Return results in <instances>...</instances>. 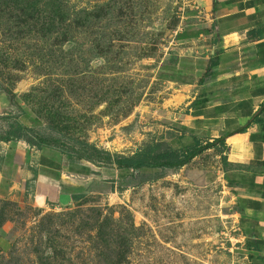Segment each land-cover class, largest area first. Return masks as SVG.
Listing matches in <instances>:
<instances>
[{
    "label": "rangeland",
    "instance_id": "rangeland-1",
    "mask_svg": "<svg viewBox=\"0 0 264 264\" xmlns=\"http://www.w3.org/2000/svg\"><path fill=\"white\" fill-rule=\"evenodd\" d=\"M193 1L205 7L0 0V145L15 140L1 139L9 123H25L27 135L73 156L83 195L14 196L0 170V264H250L229 185L211 176L219 148L178 170L126 172L100 158L148 141L177 148L178 87L194 72L177 67L175 33Z\"/></svg>",
    "mask_w": 264,
    "mask_h": 264
},
{
    "label": "crops",
    "instance_id": "crops-1",
    "mask_svg": "<svg viewBox=\"0 0 264 264\" xmlns=\"http://www.w3.org/2000/svg\"><path fill=\"white\" fill-rule=\"evenodd\" d=\"M198 2L205 7L193 1V12L175 33L181 47L177 67L189 65L187 71L194 73L178 87L184 109L173 142L180 148L190 136L202 143L225 138L211 176L220 175L229 185L243 258L264 264V0ZM0 152V170L13 179L14 196L22 195V188L44 204L60 203L69 194L73 200L74 163L65 153L22 140L3 142Z\"/></svg>",
    "mask_w": 264,
    "mask_h": 264
},
{
    "label": "trees",
    "instance_id": "trees-1",
    "mask_svg": "<svg viewBox=\"0 0 264 264\" xmlns=\"http://www.w3.org/2000/svg\"><path fill=\"white\" fill-rule=\"evenodd\" d=\"M27 129L28 126L25 123L15 120L14 122L9 123L8 129L3 132L1 139L4 141L9 139H15L12 141L23 140L30 146L37 147L38 149L49 147L44 146V144L37 141L31 135H27ZM224 140V137H219L212 141L202 143L199 138L190 136V139L177 149H172L167 143H164V141H148L142 144L133 153H110L109 151L104 150H100L99 152L101 153L100 158L104 159L106 163L114 165L117 169L126 172H129L130 170L140 171L142 169L178 170L185 164L189 163L194 157L209 148L217 147L219 148V152H223ZM54 148L59 150L57 147ZM61 152L65 153L69 159L73 160L71 154L66 153L65 151ZM98 154L99 153H96L94 156H97ZM221 160L224 165V157H221ZM82 196V194H74L72 198L73 200H78Z\"/></svg>",
    "mask_w": 264,
    "mask_h": 264
}]
</instances>
